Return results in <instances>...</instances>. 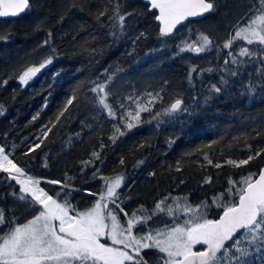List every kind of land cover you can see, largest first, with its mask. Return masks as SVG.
I'll use <instances>...</instances> for the list:
<instances>
[{
  "label": "trees",
  "instance_id": "1",
  "mask_svg": "<svg viewBox=\"0 0 264 264\" xmlns=\"http://www.w3.org/2000/svg\"><path fill=\"white\" fill-rule=\"evenodd\" d=\"M30 2L32 8L19 16L0 18V35L7 36L0 40V81H8L0 84V146L9 158L25 168L26 175L43 179L39 186L45 192L61 203L67 199L78 212L95 203L93 193L105 189L102 176L123 174L125 182H137L136 200L163 193L166 208H173V214H167L171 220L174 213L180 214V223L193 215L182 210L185 202L193 207L207 202L201 212L208 219L219 218L223 208L218 203L235 202L242 178L264 166V53L259 45L242 40L224 47L240 26L232 24L240 17L245 24L259 0H215L214 12L166 37L160 35L156 12L142 0ZM117 4L121 11L137 13L126 18L123 35L116 29L118 38L111 35ZM101 10L108 15L98 21ZM201 33L212 40L209 50H187ZM45 40L50 43L45 45ZM242 47L261 54L240 57ZM48 56L53 62L23 85L18 76ZM234 56L236 64L231 63ZM233 71L237 75H231ZM101 83L107 85L105 91L111 89L107 102L117 109L116 117L108 115L97 102L98 93L91 91ZM250 84L254 92L248 91ZM212 85L221 92H213ZM73 94L77 99L58 116ZM136 96L158 98L151 111L141 113V123L126 129L121 116L131 111ZM178 98L189 111L163 115ZM157 112L162 115L153 119ZM114 125L125 133L117 134L115 141ZM37 143L40 147L30 151ZM256 152L261 154L247 165L227 163ZM230 187L236 196L214 200ZM20 188L9 173L0 172V209L6 220L17 223L41 210L30 197L19 199L27 195ZM241 239V246L253 253L246 258L248 264H264L257 259L264 252L255 253V245Z\"/></svg>",
  "mask_w": 264,
  "mask_h": 264
},
{
  "label": "snow or ice",
  "instance_id": "2",
  "mask_svg": "<svg viewBox=\"0 0 264 264\" xmlns=\"http://www.w3.org/2000/svg\"><path fill=\"white\" fill-rule=\"evenodd\" d=\"M147 2L150 10L158 11L155 19L162 24L160 28L162 37L171 35L177 25L190 17L203 16L214 12L218 7L215 0H147ZM32 6L30 0H0V17L19 16L26 10H30ZM73 7L77 5L74 4ZM114 12L115 15L111 19L115 23L112 25L111 35L117 37L116 29H119V35H123L126 18L137 13L121 11L120 4H117ZM106 15L108 13L101 10L95 18L100 21ZM50 36L51 33H49ZM5 39L7 36L0 35V40ZM237 40L246 41L248 45L257 44L261 48V53H264V0H259V7L253 10L246 25L238 26L234 34L225 42L224 47L231 48ZM49 43V40L44 41L45 45ZM211 45L212 40L209 36L201 33L199 41L187 44V50L200 53L209 50ZM183 50L185 49L182 48L181 51ZM53 53H55L54 49ZM261 53L242 47L238 55L253 57ZM52 62V56H48L38 66L27 67L18 76L19 81L27 85ZM228 63L229 61L225 60V64ZM231 63H237L235 56ZM231 75L235 76L237 72L233 71ZM108 80L110 83L112 77H108ZM7 83V80L0 81V84ZM106 88L107 85L101 83L96 84L91 91L98 93L97 102L107 110L108 115L116 117L117 109L107 102L111 89L105 91ZM211 88L215 93H220L222 90L215 85ZM248 91L254 92L255 85L250 84ZM147 95L152 96L151 93ZM157 98L158 96H153L145 104L134 101L136 110L128 111L121 116V119L126 120V129L141 123V113L151 111L150 105ZM76 99V95L73 94L58 116H63L68 111V105L73 104ZM123 107V104L119 105V108ZM188 111V107L183 104V99L178 98L164 109L163 115ZM2 112L3 106L0 105V114ZM160 115L162 114L159 112L155 113L153 119ZM45 128L47 129V126ZM114 129L115 132L111 137L113 141L117 138V134H125L118 125H114ZM169 143L174 141L170 140ZM39 147L40 143H37L30 148V151ZM260 154L256 152L254 155H249L247 159L228 160L227 163L240 167L247 165ZM92 155L99 158L98 153L94 152ZM123 163L124 160L121 159L120 164ZM138 163L142 164L143 161ZM215 167L219 168L221 165L216 164ZM0 172L9 173L11 180L22 186L20 192L27 195H20V200L30 197L36 205L42 206V210H39L36 215L21 223H17L14 219L6 220L4 211L0 209V229H7L0 231V264H149L142 255L146 249H154L159 254L153 264H224L225 257L228 258L227 264H248L246 258L253 253L249 248L241 246V237L247 240L249 245H255V253L264 252V247H261L264 245V169H261L258 174L250 173L249 176L242 178L240 183L243 186L239 188L238 199L235 202L218 203V206L223 208V214L218 219H208L206 213L201 212V209L208 207L207 202H202L195 207L185 202L181 206L182 210L193 215L182 224L165 225L164 228L135 235L133 228L138 224H147L152 216L142 214L145 211L143 206L133 212L131 217L119 207L117 201L120 196L117 189L122 185L123 174L102 177L105 181V189L91 208L78 212L67 199L61 203L39 187L40 180L26 175L25 168L18 166L13 159H10L4 147H0ZM93 175L95 176L96 173ZM206 182H210V178ZM49 183L59 182L49 181ZM230 183L235 185L237 182L230 181ZM226 195L236 196L237 192L230 187L225 193L214 197V200L219 202ZM109 203L113 205L112 208H109ZM164 204L165 200L159 201L153 210L154 213L158 211L172 215L173 208L162 207ZM119 213H123L125 217L123 223L118 219ZM138 213L141 214L138 215ZM104 237L110 243L101 242ZM197 244L205 246L204 249L194 251L193 247ZM257 259L264 262V255H258Z\"/></svg>",
  "mask_w": 264,
  "mask_h": 264
},
{
  "label": "flooded vegetation",
  "instance_id": "3",
  "mask_svg": "<svg viewBox=\"0 0 264 264\" xmlns=\"http://www.w3.org/2000/svg\"><path fill=\"white\" fill-rule=\"evenodd\" d=\"M241 1V0H240ZM232 25H242L241 24V17L239 18V20L235 23H233ZM143 175V172L140 173V177ZM102 177H110V176H102ZM101 179V178H100ZM103 183L105 184V181L103 180ZM137 182L135 181H124V185L122 187H120L119 189H117V192L119 193V200L118 205L120 208H123L125 212L128 213L129 217H131L132 213L135 212L137 209H139L141 206H143V209L145 210L142 214L143 215H150L152 216V218L150 220L147 221V224L145 225H136V227L133 228V234H143L145 231L148 230H154V229H158V228H164L165 225H172V224H180V214L174 213L173 219H170V216H168L166 213H160V212H155L154 213V209L156 204L161 201V200H165L163 193L157 195V197H154L153 199H145V200H136L133 197V194L135 192L134 191V187L136 185ZM106 186V185H105ZM101 191H96V194L94 195L96 200L98 199L99 195H100ZM109 208H112L113 205L111 203H109ZM166 208V200H165V204L162 206ZM86 209H83L81 211H85ZM141 213H138V215H140ZM118 219L121 221V223L124 222L125 217L123 215V213H119L118 214ZM106 223H110V221H106ZM101 242H108L110 243V241L107 240L106 237L101 239ZM203 248H197L194 246L193 250H201ZM142 255H144L145 259H147L149 261V264H153L154 261L157 260L158 257V253L156 252V250L154 249H146L144 250V252L142 253Z\"/></svg>",
  "mask_w": 264,
  "mask_h": 264
},
{
  "label": "water",
  "instance_id": "4",
  "mask_svg": "<svg viewBox=\"0 0 264 264\" xmlns=\"http://www.w3.org/2000/svg\"><path fill=\"white\" fill-rule=\"evenodd\" d=\"M142 1L148 4L147 0H142ZM148 5H149V4H148ZM149 9H150V6H149ZM150 11H152V12L154 11V12H156V15H158V11H157V10L152 9V10H150ZM21 14H22V13H21ZM207 14H209V13H206V14L203 15V16L190 17L188 20L182 22V24L177 25L176 29L173 31V33H172L171 35H173L178 29L182 28V27H183L187 22H189L190 20H198V19H201V18L205 17ZM16 17H17V16H16ZM0 18H13V17H0ZM156 21H157V20H156ZM157 23L159 24V26H160V28H161V27H162L161 22H160V21H157ZM171 35H169V36H171ZM262 169H264V166L262 167ZM260 171H261V170H260ZM222 214H223V213H222ZM222 214H221V215H222ZM217 219H218V218H217ZM229 243H230V242H229ZM196 246H198V247H202L203 249H204V247H205V246L200 245V244H197ZM203 249H201V250H203ZM195 251H200V250H195Z\"/></svg>",
  "mask_w": 264,
  "mask_h": 264
},
{
  "label": "rangeland",
  "instance_id": "5",
  "mask_svg": "<svg viewBox=\"0 0 264 264\" xmlns=\"http://www.w3.org/2000/svg\"><path fill=\"white\" fill-rule=\"evenodd\" d=\"M246 25V23L245 24H242V25H240L239 27H243V26H245ZM106 82V81H105ZM105 84V83H104ZM151 98H149L148 96H146V97H133V99H132V104H131V111H135L136 110V103H134V101H138L139 103H141V104H145V103H147V101L148 100H150ZM1 147V146H0ZM40 180H43V179H40ZM124 185V180H123V182H122V185H121V187ZM22 187V186H21ZM40 187V186H39ZM55 199V198H54ZM117 204H118V202H117ZM89 208H91V207H89ZM88 208V209H89ZM88 209H86V210H88ZM41 210H42V206H41ZM85 210V211H86ZM24 211H26L25 209H24ZM38 213V212H37ZM36 213V214H37ZM35 214V215H36ZM71 214V213H70ZM34 216V215H33ZM32 216V217H33ZM31 217V218H32ZM31 218H29V219H31ZM57 225H58V221H56L55 222ZM180 224H182V223H180ZM227 260H228V258L227 257H225V262H224V264H227Z\"/></svg>",
  "mask_w": 264,
  "mask_h": 264
}]
</instances>
